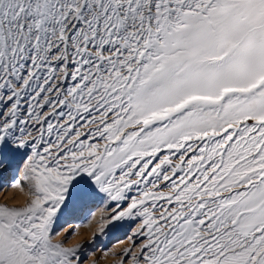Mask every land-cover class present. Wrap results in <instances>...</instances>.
I'll return each mask as SVG.
<instances>
[{
  "label": "snow or ice",
  "instance_id": "obj_1",
  "mask_svg": "<svg viewBox=\"0 0 264 264\" xmlns=\"http://www.w3.org/2000/svg\"><path fill=\"white\" fill-rule=\"evenodd\" d=\"M10 189L0 264H264V0H0Z\"/></svg>",
  "mask_w": 264,
  "mask_h": 264
},
{
  "label": "rangeland",
  "instance_id": "obj_2",
  "mask_svg": "<svg viewBox=\"0 0 264 264\" xmlns=\"http://www.w3.org/2000/svg\"><path fill=\"white\" fill-rule=\"evenodd\" d=\"M11 193H10V192ZM6 191H0V203H4L7 201L9 204H16V203H22L23 202V195L21 194V198H19L20 193H18L16 190ZM10 193V196L7 197ZM19 196H18V194ZM5 196V197H3ZM18 196V198H17ZM7 198V199H5ZM17 198V199H16ZM102 208V205H98L97 207L93 208V213H99L100 209ZM79 222V224H77ZM74 224L78 225L77 231H79L80 236L82 237H89L91 236V231L89 229L85 228L83 226L84 221L83 220H77L73 222ZM93 226H95V221H93ZM89 231V232H88ZM83 233V234H82ZM80 237H75L73 242H75L76 239H79ZM125 239V232L124 231H117V230H105V234L100 235L97 237V239L92 242L91 244L86 245L85 253L89 256L92 254L95 255V258L98 259V264H113L115 257L111 255V252L113 250L118 251L119 248L122 246L118 243V241H122ZM105 252H108L109 255H105Z\"/></svg>",
  "mask_w": 264,
  "mask_h": 264
},
{
  "label": "bare ground",
  "instance_id": "obj_3",
  "mask_svg": "<svg viewBox=\"0 0 264 264\" xmlns=\"http://www.w3.org/2000/svg\"><path fill=\"white\" fill-rule=\"evenodd\" d=\"M10 190H11V189H10ZM8 191H9V190H8ZM9 192H10V191H9ZM10 193H11V192H10ZM10 193H9V195H8V196H7V194H6V193H5V194H6V196H7V197H9V196H10ZM17 194H18V193H17ZM18 196H19V194H18ZM18 196H17V198H18ZM3 197H5V196H3ZM21 197H22V196H21V194H20V196H19V198H18V199H20ZM17 198H16V199H17ZM5 199H7V198H5ZM77 224H79V222H78ZM87 229H88V228H87ZM79 231H80V230H78V232H79ZM89 231H90V229H89ZM89 231H88V232H89ZM82 234H83V233H82Z\"/></svg>",
  "mask_w": 264,
  "mask_h": 264
}]
</instances>
